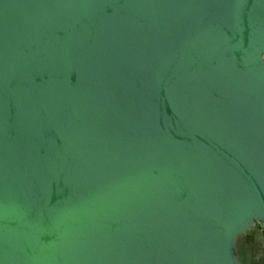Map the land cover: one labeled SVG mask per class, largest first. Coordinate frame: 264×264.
<instances>
[{
	"label": "water",
	"instance_id": "obj_1",
	"mask_svg": "<svg viewBox=\"0 0 264 264\" xmlns=\"http://www.w3.org/2000/svg\"><path fill=\"white\" fill-rule=\"evenodd\" d=\"M262 54L264 0H0V264H205L163 204L264 178Z\"/></svg>",
	"mask_w": 264,
	"mask_h": 264
},
{
	"label": "crops",
	"instance_id": "obj_2",
	"mask_svg": "<svg viewBox=\"0 0 264 264\" xmlns=\"http://www.w3.org/2000/svg\"><path fill=\"white\" fill-rule=\"evenodd\" d=\"M234 183L233 197L221 210L214 204L188 206L180 199L169 200L163 208L178 214L179 223L205 252V264H264V178L244 177Z\"/></svg>",
	"mask_w": 264,
	"mask_h": 264
},
{
	"label": "rangeland",
	"instance_id": "obj_3",
	"mask_svg": "<svg viewBox=\"0 0 264 264\" xmlns=\"http://www.w3.org/2000/svg\"><path fill=\"white\" fill-rule=\"evenodd\" d=\"M261 59L264 60V54L261 55Z\"/></svg>",
	"mask_w": 264,
	"mask_h": 264
}]
</instances>
